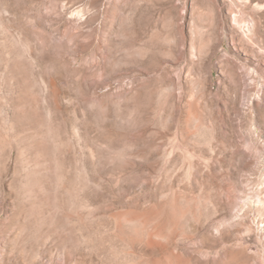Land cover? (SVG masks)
I'll return each mask as SVG.
<instances>
[{
	"label": "rangeland",
	"instance_id": "1",
	"mask_svg": "<svg viewBox=\"0 0 264 264\" xmlns=\"http://www.w3.org/2000/svg\"><path fill=\"white\" fill-rule=\"evenodd\" d=\"M0 264H264V0H0Z\"/></svg>",
	"mask_w": 264,
	"mask_h": 264
},
{
	"label": "bare ground",
	"instance_id": "2",
	"mask_svg": "<svg viewBox=\"0 0 264 264\" xmlns=\"http://www.w3.org/2000/svg\"><path fill=\"white\" fill-rule=\"evenodd\" d=\"M248 68H250V67H248ZM252 70H253V69H252ZM252 70H251V71H252ZM248 71H249V70H248ZM253 71H254V70H253ZM256 72H257V71H256ZM253 73H254V72H253Z\"/></svg>",
	"mask_w": 264,
	"mask_h": 264
}]
</instances>
